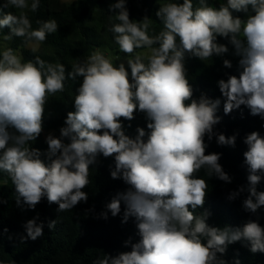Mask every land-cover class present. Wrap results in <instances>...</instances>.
Listing matches in <instances>:
<instances>
[{"label":"clouds","instance_id":"1","mask_svg":"<svg viewBox=\"0 0 264 264\" xmlns=\"http://www.w3.org/2000/svg\"><path fill=\"white\" fill-rule=\"evenodd\" d=\"M5 6L29 7L26 0H7ZM249 6L254 14L246 20L233 16V10L247 13ZM111 7L119 9L116 19L120 23L111 30L120 50L131 55L137 48L148 47V63L139 54L127 59L131 78L124 63L114 66L98 51L72 65L68 77L82 76L83 82L75 96V111L67 114L66 127L60 129L61 138L51 134L46 137L49 163L40 158L39 149L27 145L43 131L49 95L64 91L65 67L47 63L39 56L34 62L22 63L11 48L0 58V170L9 174L15 186L17 206L34 210L46 197L49 205L57 204V211L64 212L81 201L87 202L88 194L83 189L90 183L89 166L98 154L114 156L112 179L122 178L130 187L106 207L115 217L123 201V222L135 217L140 240L131 244L130 252L104 255L93 264H226L217 253H225L229 244L242 239L249 242L251 252H264V228L258 222L249 221L242 230L220 229L208 225L209 213L195 215L189 210L204 205L208 184L203 178H195L202 168L208 176L215 175L222 181L230 183L231 178L219 164L220 154H205V136L211 140L216 135L213 127L219 122L216 112L220 100L203 95L193 99L184 67L185 52L207 60L214 53L228 52L225 45L217 43V37H230L236 55L242 57V71L239 77L218 81L226 97L224 113L245 105L252 115L264 116V0H227L219 8L201 0V6L195 9L192 0L163 4L156 16L164 30L153 37L147 34L149 17L131 21L125 0H117ZM38 8L39 0H33L31 10ZM4 27L10 28L12 35L38 41L58 30L55 20L30 30L31 23L23 13L5 14L0 18V29ZM5 39L10 40L11 35ZM154 44L159 46L152 47ZM223 64L232 67L229 60ZM137 108L149 121L147 140L143 128L137 129L135 139L122 131L121 118L132 120ZM9 126L18 135L10 134ZM63 138L70 143H64ZM216 138L220 145L235 146V135L219 134ZM244 143L248 145L244 158L249 196L243 206L255 213L264 206V192L256 189L261 180L257 173L264 172V138L254 131ZM243 191L241 187L229 199ZM101 215L107 219V212ZM38 220L37 216L26 222L22 242L43 236L44 224ZM55 224V220L50 221L49 229Z\"/></svg>","mask_w":264,"mask_h":264},{"label":"trees","instance_id":"2","mask_svg":"<svg viewBox=\"0 0 264 264\" xmlns=\"http://www.w3.org/2000/svg\"><path fill=\"white\" fill-rule=\"evenodd\" d=\"M29 7L17 9L13 6H5L7 0H0V18L5 14L12 13L19 16L25 14L31 23L30 30H37L44 21L55 20L58 30L46 35L44 41H40L42 48L34 51L26 46L35 41L27 37H17L11 34L8 27L0 29V39L11 35L8 48L15 52L20 50L21 62L35 61L39 56L42 60L52 64H63L65 67L64 91L55 95H49L44 106L43 131L35 141H30L27 146L39 149L41 159L49 163L45 153L48 145L44 139L45 131H55L56 138L60 137V129L66 127L65 121L69 112L75 111V96L83 82L82 76L75 79L68 77L72 71V65L83 62L98 48L108 49L116 54H124L116 43V34L111 30L112 26L120 23L116 19L119 9H113L111 5L117 0H39V8L33 12L31 3L26 0ZM166 3H183V0H125V7L129 13V19L133 22L141 21L145 16L150 18L151 24L148 29L150 37L158 35L164 30L162 21L156 16L160 6ZM208 6L219 8L215 0H204ZM193 9L201 6V0H192ZM233 16L242 20L247 15L254 14L249 6L247 13L232 11ZM241 40L246 44V40ZM7 41V40H6ZM217 43L225 45L228 52L217 55L213 54L207 60H201L190 52H185L184 67L187 79L193 90V99H199L202 95L210 100H220L216 115L219 122L214 125L213 132L216 134L211 140L207 135L204 138L208 145L205 154H220L219 164L231 178V182L220 180L217 176H208L206 169H201L195 174V178H203L208 184L203 207L189 209L195 215L209 213L207 223L209 226L224 229H243L249 221H255L264 228V206L255 213L247 211L243 202L248 198V166L245 164L244 152L248 145L244 143L247 135L258 132L264 138V116L252 115L251 110L241 105L225 114L223 106L226 97L219 89L218 81L225 80L230 76L239 77L242 69L236 55L234 46L230 43V37H217ZM177 44L179 38L177 37ZM154 44L152 47H158ZM7 48V49H8ZM149 49L148 47L137 48L132 54ZM3 52L0 49V58ZM229 60L231 68L224 66L223 61ZM188 101L187 103H190ZM122 131L129 138L135 139L137 129L143 128L146 135L150 133L147 128L149 121L146 114L138 108L134 111V118L127 120L121 118ZM10 134L18 135L16 130L9 126ZM102 134V133H101ZM226 137L236 136L235 146L220 145L217 143V135ZM64 143L70 140L63 138ZM11 143V142H10ZM89 185L83 189L88 194L87 202L81 201L73 209L58 212L57 204L49 205L47 198L41 200L34 210L28 209L27 205L18 207L16 204V192L9 174L0 170V264H93L102 259L104 255L117 256L123 252H130L131 244L138 243L140 236L136 227V219L130 216L124 221L125 205L121 201V211L113 217L108 211L107 205L121 192L130 187L122 178L112 179L110 173L115 170L114 156L104 157L98 154L96 162L89 166ZM261 176L256 185L258 192H264V172H258ZM243 187L244 191L234 199H229L233 192H238ZM255 201V197H253ZM107 212V219L101 215ZM39 217L37 223L43 222V236L35 241L26 237L24 225L30 219ZM56 221L55 227L49 229L48 223ZM206 243V238H201ZM131 241L125 244L126 241ZM226 264H264V252L253 253L250 244L241 240L229 244L225 253H217Z\"/></svg>","mask_w":264,"mask_h":264},{"label":"rangeland","instance_id":"3","mask_svg":"<svg viewBox=\"0 0 264 264\" xmlns=\"http://www.w3.org/2000/svg\"><path fill=\"white\" fill-rule=\"evenodd\" d=\"M62 1L63 2H71L72 0H62ZM215 1H216V3L218 5L226 4L227 3V0H215ZM249 15H247L244 20H246ZM8 41L9 40L6 41V40H4L2 38L0 39V49H1L2 52H4L5 50H7L8 45H9ZM26 48L27 49H30V50L37 51V50H40L42 48V45H41V42L40 41L35 40L33 42H30L26 46ZM96 51L102 53L105 56V58H107L110 61H112L113 64H114V66H117L118 67L120 63H124L125 64V68L128 71V73H129V78H131V69H130V67L127 64V59L133 58V57H135L136 55L139 54V55H141L144 58L143 59V62L145 64H147L148 63L147 56H149L151 54V50L150 49H145V50L139 51V52H137L135 54H131V55H128V54L127 55H124V54H122V55L121 54H116V53H114V52H112V51H110L108 49H104V48H98ZM15 54L17 56L21 57L20 50L17 51V52H15ZM49 134H51V135H53L55 137L57 133L55 131H45L43 133V136H44V139L45 140H46V137Z\"/></svg>","mask_w":264,"mask_h":264}]
</instances>
